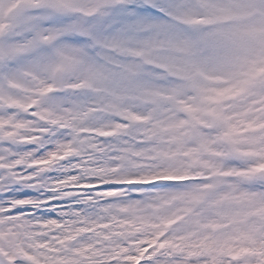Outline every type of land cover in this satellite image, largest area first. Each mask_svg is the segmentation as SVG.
Wrapping results in <instances>:
<instances>
[{
  "label": "snow or ice",
  "instance_id": "snow-or-ice-1",
  "mask_svg": "<svg viewBox=\"0 0 264 264\" xmlns=\"http://www.w3.org/2000/svg\"><path fill=\"white\" fill-rule=\"evenodd\" d=\"M11 7L0 115L38 138L3 143L73 166L0 168V264H264V0ZM94 156L151 179L36 183H95L76 166Z\"/></svg>",
  "mask_w": 264,
  "mask_h": 264
},
{
  "label": "rangeland",
  "instance_id": "rangeland-1",
  "mask_svg": "<svg viewBox=\"0 0 264 264\" xmlns=\"http://www.w3.org/2000/svg\"><path fill=\"white\" fill-rule=\"evenodd\" d=\"M18 2V0H4V5L11 4L12 7L9 9L8 14L11 15L12 10L15 8V4ZM8 21L0 15V29L4 30L6 24ZM20 124V121L15 119V114H9L8 116L0 115V168H4L5 165L10 163L11 161H15V163H19L24 165V167L31 166L32 164H35L37 166V172H44V171H53L56 170L59 171H66L68 168H71L73 165H66L62 168H56V164L59 160L63 159L65 155L71 154V150L66 153L58 154L54 157H49L47 160L44 159H37V160H31L28 157L30 156V153L25 152H17L13 147L10 146V144H18L22 141H34L38 137L34 135L33 133L37 130L25 126L23 128L18 127ZM82 131H94V129L85 128L82 129ZM4 141H9L10 144L3 143ZM79 154V153H77ZM108 159H121L120 156H108V157H100V156H94V157H83V162L79 165H76L77 167L81 168V173L78 175H84V176H99L102 177V179L97 180L95 183L92 184H85L83 182L78 181V177L73 176H65L58 182H52L49 180L48 177L44 178V181H37L36 183L41 184L46 189L51 186L52 190L57 189H83V188H93L95 187V184L98 183H106V182H117V183H131L135 181H147L148 179H151L150 177L145 176H112L111 173L118 172V170L122 167L121 164L117 165H108L104 161ZM88 160L92 161H100L99 163H88ZM152 157L148 156L146 159H140V160H130V166L135 167H141V166H147L151 163ZM18 161V162H17ZM22 171V170H21ZM16 174V173H14ZM33 175V173H29L28 176H24L22 174H17L19 179H28L29 176ZM21 191H27L25 189H21ZM112 193L116 192H122L123 189H113L108 190ZM73 193L71 192H61L60 195H71Z\"/></svg>",
  "mask_w": 264,
  "mask_h": 264
},
{
  "label": "bare ground",
  "instance_id": "bare-ground-1",
  "mask_svg": "<svg viewBox=\"0 0 264 264\" xmlns=\"http://www.w3.org/2000/svg\"><path fill=\"white\" fill-rule=\"evenodd\" d=\"M0 31H3V30L0 29ZM17 162H18V161H17ZM16 164H17V163H15V161L13 160V161H11L10 163H8L7 165H5L4 168H9V170L11 171V170H13V169L15 168ZM126 183H127V182H126Z\"/></svg>",
  "mask_w": 264,
  "mask_h": 264
}]
</instances>
